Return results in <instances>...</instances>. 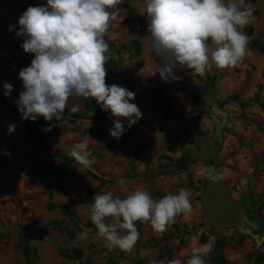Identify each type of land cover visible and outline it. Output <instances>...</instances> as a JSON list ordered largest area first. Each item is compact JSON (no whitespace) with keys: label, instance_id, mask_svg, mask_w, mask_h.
I'll use <instances>...</instances> for the list:
<instances>
[{"label":"rangeland","instance_id":"374dc122","mask_svg":"<svg viewBox=\"0 0 264 264\" xmlns=\"http://www.w3.org/2000/svg\"><path fill=\"white\" fill-rule=\"evenodd\" d=\"M13 1L20 5L46 4V0ZM244 2L259 12V17L247 25L252 28L251 34L242 29L249 38L248 54L235 67H213L205 76L178 67L175 74L180 79L168 82L155 72L164 61L152 48L145 0H123L117 9H110L117 15L104 37L111 57L105 65V82L134 92L135 99L130 103L138 106L142 117L130 127L121 118L126 131L116 139L109 133L115 119L109 112L102 110L94 98H89L93 109L85 110L81 97H73L66 110L73 112L75 106V112L83 118L45 128L43 145L29 135L33 121L22 119L11 103L13 94L18 100L23 86L16 66L34 54L23 51L21 44L26 37L16 35L19 28L10 31L1 24L3 20L8 26L17 23L25 10L0 6V97L5 99L0 108V264H27L17 247L18 223L32 232L30 244L37 253L36 264H171L173 259L186 264L194 248L208 243L212 248L204 259L210 264L218 241L229 263L253 264L259 254H264V52L250 46L254 39L264 45V0ZM125 4L132 8L128 19ZM133 39L140 43L139 53L129 45ZM4 83L13 86L7 96ZM10 124L15 125L12 133L7 131ZM217 126L221 131L217 156L222 160L216 172L247 217L239 226L237 221L219 230L203 221L201 193L206 175H200V171L207 165L192 152L200 138H212ZM70 133L73 139H69ZM80 141L88 143L94 161L86 170L105 181L100 184L85 170L80 172V165L70 166L64 175V187L48 194L43 185L50 176L44 165L56 166L61 156L68 155ZM121 177L130 183L118 184ZM181 188L189 192L191 213L177 216L162 234L155 232L150 222H136L140 236L128 252L118 248L108 251L89 219L90 205L78 201L81 196L107 192L123 199L135 190L159 199L178 194ZM49 202L54 206L48 207ZM60 204L78 216L80 229L69 222ZM56 221L72 228L76 237L88 232L86 238L77 240L78 254L72 251L67 234L52 228ZM58 249L68 255L58 254Z\"/></svg>","mask_w":264,"mask_h":264},{"label":"clouds","instance_id":"9594fccd","mask_svg":"<svg viewBox=\"0 0 264 264\" xmlns=\"http://www.w3.org/2000/svg\"><path fill=\"white\" fill-rule=\"evenodd\" d=\"M122 3L123 0H46V4L29 6L22 13L16 35L26 37L21 44L23 51L34 54L29 66L18 73L24 90L15 104L22 119L35 121L42 116L46 121L61 120L70 98H94L102 110L115 118L109 133L119 139L126 131L121 118L130 127L142 117L138 106L130 103L135 99L134 92L105 82V65L111 57L104 37L117 15L110 9ZM145 4L152 48L164 61L155 72L166 82L180 79L175 74L178 67L192 70V75L205 76L213 67H235L248 54L249 38L242 29L254 19V9L244 0H145ZM14 27L9 25V30ZM3 87L5 96L13 89L9 83ZM72 111L77 108L74 106ZM14 130L15 125L10 124L7 131ZM73 136L70 133L69 139ZM68 155L81 166L82 173L94 163L86 141L76 142ZM212 173L211 167L200 171L210 180L219 178ZM117 183L125 185L130 181L121 177ZM191 211L189 192L184 188L159 199L141 190L123 199L107 192L94 197L89 219L108 251L118 248L128 252L140 236L136 222H150L152 229L162 234L178 215ZM87 236V231L81 232L77 240ZM211 248L210 243L194 248L186 264H206L204 257ZM171 264L183 262L173 259Z\"/></svg>","mask_w":264,"mask_h":264},{"label":"trees","instance_id":"16d2710c","mask_svg":"<svg viewBox=\"0 0 264 264\" xmlns=\"http://www.w3.org/2000/svg\"><path fill=\"white\" fill-rule=\"evenodd\" d=\"M35 3L34 2H29L25 5H20L18 3H16L13 0H0V6H7V7H11L16 11H24L26 10L29 6H34ZM127 8V15H126V19H128L129 15L131 14L132 8L130 5L125 4L124 5ZM253 16L254 18H258L259 17V12L258 11H253ZM143 21V17L139 18V22ZM14 25V28H19L18 23H14L11 24ZM1 26L3 28H7L9 27L6 24V21L3 20ZM244 29L246 30V32L248 33V35L251 34L252 28L250 26H246L244 27ZM130 47H132L136 53H139L140 50V43L138 40L133 39L129 42ZM250 46H255L257 47L261 52H264V45L258 40V39H254L251 43ZM33 56L27 55L24 60L19 61L17 66H16V71L19 72L22 68L29 66L31 60L33 59ZM249 68L252 69L253 66L252 64H249ZM23 86L21 87V91H23ZM16 95L13 94L12 97V106L15 107V102H16ZM81 99L83 100V105L85 110H92L93 106L91 105V101L89 98H84L81 97ZM5 105V99L0 97V108H3ZM81 118H83L82 114L80 112H68L66 109L63 113V117L61 120H57L55 118H53L50 121H46L42 116L38 117L37 120L33 121L29 127H28V132L29 135L34 136L35 138H37L40 142L41 145H43L44 141H43V135H42V131L45 128H54L56 125H58L60 122H76L78 120H80ZM56 155L59 154L58 151L55 152ZM75 165H79L77 164V162L71 158L69 155H63L61 156V161L59 164H57L56 166H52L50 164H46L44 165V171L48 173V175L50 176V180L48 182H46L43 187L45 189V191L50 194L54 188H58V189H62L64 187V175L66 170L70 167V166H75ZM81 167V166H80ZM85 170L89 175H91L92 177L96 178L97 180L100 181V184L103 183L105 181V179L101 176H98L96 174H94L91 171H88L86 169ZM78 201L80 203L83 204H89L91 205L94 202V197H92L90 194L86 195V196H81L78 197ZM54 204L52 202L48 203V207H53ZM59 209L61 210V212L68 218L69 222L76 228L80 229L81 226L78 222V216L72 212L71 210H69V208L64 205V204H60L59 205ZM179 216V215H178ZM18 227V232H19V243H18V248L21 249L22 254L27 262V264H36V258H37V253L35 251V248L30 244V241L32 239V232L29 228H27L26 226H24L21 223L17 224ZM52 228L57 230L60 233H65L67 234L69 240H70V245L72 248V251L75 254H78V248H77V237L75 235V232L72 228L68 227V226H63L61 225L60 221H56L54 223H52ZM221 241L217 242V249L215 254L212 256V258L210 259V264H227L229 263V260L226 259L223 254H222V249H221ZM58 254L60 255H68V252L64 249H58L57 250ZM205 258V257H204ZM264 260V254H259L253 264H261L262 261ZM229 264H234L232 262H230Z\"/></svg>","mask_w":264,"mask_h":264},{"label":"water","instance_id":"95a60500","mask_svg":"<svg viewBox=\"0 0 264 264\" xmlns=\"http://www.w3.org/2000/svg\"><path fill=\"white\" fill-rule=\"evenodd\" d=\"M220 140V126H217L211 139L206 140L204 138H200L197 145H193L192 147L193 156L203 159L207 167H211L213 169L212 175L216 177H218L216 166L222 160V158L217 156V149ZM211 155H215V157L217 158V160H215V163H212L209 160V156ZM214 181L217 184V188L210 190L212 182L207 176L205 178V183L201 193V203L202 196L204 195L207 196L209 201L212 202V206L211 209H209V211L207 212L205 210V206L202 203L203 221L211 223L215 230H219L224 226L236 223L237 221H240L238 222V226L242 221L246 222V215L240 212L241 205L232 199L227 186L219 178ZM221 197L226 201L225 205L220 203L219 199ZM208 214H210V218H208ZM220 221H222V223H220ZM249 233L252 234L250 231ZM253 236L256 235L254 234Z\"/></svg>","mask_w":264,"mask_h":264},{"label":"bare ground","instance_id":"6f19581e","mask_svg":"<svg viewBox=\"0 0 264 264\" xmlns=\"http://www.w3.org/2000/svg\"><path fill=\"white\" fill-rule=\"evenodd\" d=\"M209 160L212 162V163H215V160H217V158L215 157V155H211V156H209ZM211 188H210V190H212V189H215V188H217V184L215 183V181L214 180H211ZM207 195V194H206ZM219 201H220V203H222V204H226V201L221 197L220 199H219ZM202 203H203V205L205 206V210L208 212L209 211V209H211V206H212V202L211 201H209V199L207 198V196H202ZM203 206V207H204ZM208 218H210V214H208ZM220 223H222V221H220Z\"/></svg>","mask_w":264,"mask_h":264}]
</instances>
